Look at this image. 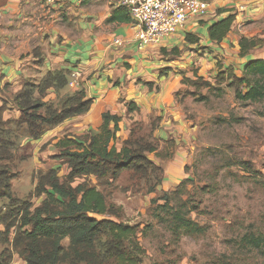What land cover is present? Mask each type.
<instances>
[{
    "label": "crops",
    "instance_id": "obj_1",
    "mask_svg": "<svg viewBox=\"0 0 264 264\" xmlns=\"http://www.w3.org/2000/svg\"><path fill=\"white\" fill-rule=\"evenodd\" d=\"M119 6V0H84L80 4L68 1L57 5H47L43 0H0V107L4 102L7 105L3 120L20 121L22 113L13 95L29 85L35 99L49 104L61 102L62 96L69 103V97L78 92L84 93V99L93 101L92 107L107 98L105 103L114 105V112L122 117L118 133L124 136L123 142L134 122L148 123L156 118L160 120L155 135L167 140L183 131L184 137V100L189 98L186 94L189 85L184 77L202 79L210 82V87H219L220 72L231 68L242 75L249 60L264 58L263 43L243 56L239 44L242 37L263 39V32L250 30V25L264 20V0H210L206 14L190 18L185 28L159 45H141L132 23L110 22ZM229 10L236 15L232 30L221 42L212 41L208 27L227 16ZM187 34L199 37V41H187ZM116 39L122 43H115ZM185 45L193 47L187 51L186 61ZM172 47L183 51L182 55H170ZM163 49L168 55L161 52ZM219 60L222 67L218 69ZM190 63L199 67L196 73L190 71ZM76 69L81 70L82 76L72 87L70 72ZM5 88L9 94L1 92ZM112 93L116 102L111 100ZM128 102H135L139 110L129 111ZM89 112L67 118L45 129L37 138L28 134L26 139L33 142L30 152L35 150L34 157L59 155L60 139L91 133L86 129L91 124ZM54 160L55 166L62 162ZM153 161L164 169L168 181L172 178L170 173H180L179 155H174L173 160L156 158ZM60 167L68 173L67 164ZM13 186L12 182L14 194Z\"/></svg>",
    "mask_w": 264,
    "mask_h": 264
},
{
    "label": "rangeland",
    "instance_id": "obj_2",
    "mask_svg": "<svg viewBox=\"0 0 264 264\" xmlns=\"http://www.w3.org/2000/svg\"><path fill=\"white\" fill-rule=\"evenodd\" d=\"M250 28L263 32L261 48H264V20L250 25ZM183 48L186 61L187 51L193 47L185 45ZM164 54L168 55V52ZM170 55L178 56L172 51ZM216 66L218 69L222 67L220 60ZM189 69L196 73L199 67L190 63ZM187 78L184 77L189 85V98L184 100L183 108L184 137L183 131L167 140L155 135L158 126L152 122L157 124L159 118L143 122V128L137 131V139L143 147L154 145L158 149L157 153H147L151 160H173L174 155H179L182 162L180 173H170L172 178L169 181L164 170H149L148 174L126 171L113 182L107 178L99 181L95 176L89 180L98 184V188L107 194L108 201L120 208L119 218H110L130 225L138 224L139 230L145 229L144 234H138V243L145 250L140 264H217L229 259L233 264H264L262 249L240 243L245 234L264 232V98L255 101L238 98L236 89L246 92V87L238 84L235 78L232 85L228 84L230 79H227L218 84L219 87H209L202 79L188 81ZM1 92L9 94L10 91L5 88ZM110 97L114 100L113 93ZM62 98L64 104L63 100L51 104L60 107L71 103L70 100L67 102L66 96L59 97V100ZM96 110L90 119L89 129L86 127L87 132L98 133L102 113H115L114 105L109 102L101 104ZM18 123L11 121L7 124L12 129L9 137L16 144L8 146V151H0V163L14 174L12 182L15 190L14 197L0 200V254H3L0 264H25L20 260L23 258L12 249V241L19 230L22 211L29 206L33 210L41 204L40 198L45 197L34 190L40 175L52 168L58 171L62 179L67 175V171L60 167L63 161L58 163L60 165L56 164L58 167L52 163L54 159L60 160L58 155L34 157L35 150L30 152L33 142L26 139L29 134L27 126ZM123 137L117 136L114 142L118 148L123 145ZM240 159L255 170L253 175L237 164ZM50 165L54 167L47 169ZM183 180H186L183 198L189 199L191 206L198 207L190 213L191 218L207 226V231L202 235L173 233L168 224L157 217L161 210L156 207L165 202L161 198L164 192L176 197L174 190ZM153 198L158 200L156 204L152 203ZM171 203H174L173 198ZM110 239L109 234L101 235L96 242L99 250L104 251ZM62 243L68 246L69 238ZM114 259L111 258L107 264H115Z\"/></svg>",
    "mask_w": 264,
    "mask_h": 264
},
{
    "label": "trees",
    "instance_id": "obj_3",
    "mask_svg": "<svg viewBox=\"0 0 264 264\" xmlns=\"http://www.w3.org/2000/svg\"><path fill=\"white\" fill-rule=\"evenodd\" d=\"M229 11L227 16L208 27L212 41L221 42L232 30L236 15ZM109 21L132 23V18L127 8L120 5L114 10ZM186 39L191 43L199 41V37L192 34H187ZM261 42V39L242 37L239 42L241 55H246ZM162 51L166 52L165 49ZM171 51L177 55L180 53L179 48H173ZM234 78L238 84L246 87V92L236 89L238 98L246 101L264 98V58L249 60L242 75L227 68L218 74L217 82L219 84L230 79L232 81L229 85H232ZM187 79L192 81L191 78ZM204 84L211 86L208 81ZM84 97L83 92H78L69 97L68 101L71 103L60 110L59 107L35 99L31 87L25 85L21 91L13 95L22 113L18 124H25L29 134L37 138L45 129L58 125L67 118L89 112L93 101ZM6 106L4 102L0 107V151H8V146L16 144L9 137L12 130L7 125L9 122L2 118ZM127 106L131 112L139 110L135 102H128ZM101 119L98 133H88L76 138L66 135L59 140L58 145L62 152L58 159L67 164L69 169L65 179L60 178L54 168L38 178L35 191L39 195L44 194L45 197L33 210L29 206L22 211L19 230L13 241L11 240L12 249L23 258L25 264H107L111 258H115V264L142 262L145 250L138 243V234H144L145 229L139 230L138 224L130 225L110 218H119L120 208L110 203L105 191L99 189L98 184L91 183L89 179L95 176L99 181L107 178L113 182L126 171H143L148 174L149 170L164 169L147 156V153H157V147L154 145L143 147L137 139V131L144 126L142 122L133 123L130 135L122 147L118 148L114 142L121 129L122 117L118 113L106 111L102 113ZM152 124L156 125L153 122ZM237 164L251 175L255 172L248 162L242 159L238 160ZM13 175L6 165L0 163V200L14 197ZM185 182L186 180H183L177 185L174 190L176 197H171L170 192H164L161 198L165 199V202L157 204L156 208L165 216L159 211L157 217L167 223L173 233L202 235L207 231V226L191 218L190 213L198 207L191 206L190 200L183 198ZM172 198L174 203H171ZM157 201L156 198L152 199L154 204ZM97 215L105 217L98 218ZM103 234H109L111 239L106 242L105 250L101 251L96 242ZM65 238H69L68 246L62 243ZM240 243L247 247L260 248L264 252V232L245 234L241 237ZM1 256L3 254H0ZM216 263L233 264L230 259Z\"/></svg>",
    "mask_w": 264,
    "mask_h": 264
},
{
    "label": "built area",
    "instance_id": "obj_4",
    "mask_svg": "<svg viewBox=\"0 0 264 264\" xmlns=\"http://www.w3.org/2000/svg\"><path fill=\"white\" fill-rule=\"evenodd\" d=\"M47 5H57L84 0H43ZM125 6L136 28L135 36L141 45H159L164 39L183 29L190 18L201 17L209 10L210 1L204 0H119ZM1 15V13H0ZM115 43L121 44L120 39ZM82 72L70 74V86L75 87Z\"/></svg>",
    "mask_w": 264,
    "mask_h": 264
},
{
    "label": "water",
    "instance_id": "obj_5",
    "mask_svg": "<svg viewBox=\"0 0 264 264\" xmlns=\"http://www.w3.org/2000/svg\"><path fill=\"white\" fill-rule=\"evenodd\" d=\"M108 99L107 98H105L104 100H102L101 102H99V104H97L96 106H95V108L93 109V111L91 112V114L90 115H92V114H94V112H96L97 110V107H99L101 104H104L105 103V101H107ZM114 102H116L115 100H114ZM101 121H102V119H101Z\"/></svg>",
    "mask_w": 264,
    "mask_h": 264
}]
</instances>
